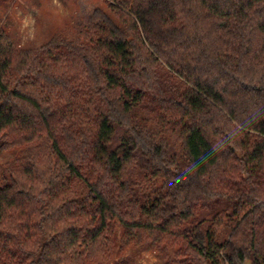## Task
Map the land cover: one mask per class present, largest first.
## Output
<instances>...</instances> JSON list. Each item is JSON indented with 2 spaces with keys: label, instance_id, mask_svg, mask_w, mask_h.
Instances as JSON below:
<instances>
[{
  "label": "trees",
  "instance_id": "16d2710c",
  "mask_svg": "<svg viewBox=\"0 0 264 264\" xmlns=\"http://www.w3.org/2000/svg\"><path fill=\"white\" fill-rule=\"evenodd\" d=\"M0 264H264V0H103L33 50L0 31Z\"/></svg>",
  "mask_w": 264,
  "mask_h": 264
},
{
  "label": "rangeland",
  "instance_id": "374dc122",
  "mask_svg": "<svg viewBox=\"0 0 264 264\" xmlns=\"http://www.w3.org/2000/svg\"><path fill=\"white\" fill-rule=\"evenodd\" d=\"M103 0H0V31L23 50H33L60 34L83 28ZM21 151L0 153V184ZM136 264H162L153 251L137 256Z\"/></svg>",
  "mask_w": 264,
  "mask_h": 264
}]
</instances>
